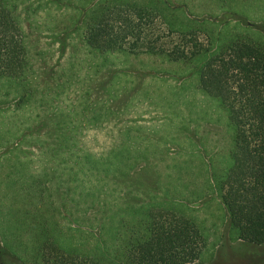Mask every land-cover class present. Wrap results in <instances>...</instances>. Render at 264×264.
Returning a JSON list of instances; mask_svg holds the SVG:
<instances>
[{"label": "rangeland", "instance_id": "1", "mask_svg": "<svg viewBox=\"0 0 264 264\" xmlns=\"http://www.w3.org/2000/svg\"><path fill=\"white\" fill-rule=\"evenodd\" d=\"M6 1L17 6L11 11L28 58L22 75L0 78V264H34L22 185L31 191L35 181L61 192L77 187L60 236L83 248L101 246L120 206L157 199L199 225L206 245L194 264H264V244L238 239L222 203L214 176L234 166L235 127L221 99L199 88L193 65L91 49L79 9L85 0ZM178 1L221 41L240 34L264 43V0ZM160 26H153L158 34ZM218 50L214 43L210 54ZM67 137L70 147L59 151ZM124 147L131 158L119 159L116 173L76 169L84 153L104 157ZM82 188L93 195L80 198Z\"/></svg>", "mask_w": 264, "mask_h": 264}, {"label": "trees", "instance_id": "2", "mask_svg": "<svg viewBox=\"0 0 264 264\" xmlns=\"http://www.w3.org/2000/svg\"><path fill=\"white\" fill-rule=\"evenodd\" d=\"M6 0H0V78L19 77L27 60V48L20 37L21 26ZM178 0H85L79 9L87 27L85 40L98 52H129L161 55L174 62H187L199 74V88L221 99L235 127L234 166L216 178L220 197L238 239L264 244V43L243 35L222 36L206 18L189 13ZM181 11L183 14H181ZM136 20V21H135ZM161 25L159 34L154 31ZM198 23V24H197ZM146 25L149 26V30ZM197 25V26H196ZM204 35V40H200ZM178 38V39H177ZM169 39V40H168ZM207 43V44H206ZM214 43L219 50L210 54ZM70 139H60L61 148ZM71 149V148H68ZM104 157L85 154L68 175L94 171H120L127 148ZM123 154V155H122ZM118 156V157H116ZM58 163H65L63 159ZM86 174V173H85ZM35 179V178H34ZM36 179H43L37 175ZM23 182L24 197L31 204L23 209L34 248V264H194L206 245L194 219L164 205L162 201H130L114 211L101 246L83 248L62 234L60 217L70 211L68 187L63 192L48 181ZM31 183V184H32ZM97 186V185H96ZM95 186V188H96ZM80 198L93 195L82 188ZM138 199V198H136ZM118 216V219L115 217ZM61 237V238H60ZM103 238V237H102ZM96 248V249H95Z\"/></svg>", "mask_w": 264, "mask_h": 264}, {"label": "crops", "instance_id": "3", "mask_svg": "<svg viewBox=\"0 0 264 264\" xmlns=\"http://www.w3.org/2000/svg\"><path fill=\"white\" fill-rule=\"evenodd\" d=\"M196 223H197V222H196ZM204 249H205V248H204ZM203 253H204V250H203V252H202V255H201V257L203 256ZM201 257H200V258H201ZM195 263H196V262H195Z\"/></svg>", "mask_w": 264, "mask_h": 264}]
</instances>
